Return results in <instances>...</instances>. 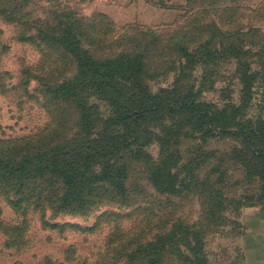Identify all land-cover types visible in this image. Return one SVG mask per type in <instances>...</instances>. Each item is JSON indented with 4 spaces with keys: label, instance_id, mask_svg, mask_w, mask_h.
Wrapping results in <instances>:
<instances>
[{
    "label": "trees",
    "instance_id": "16d2710c",
    "mask_svg": "<svg viewBox=\"0 0 264 264\" xmlns=\"http://www.w3.org/2000/svg\"><path fill=\"white\" fill-rule=\"evenodd\" d=\"M8 4L10 1L0 0V21L16 24L15 42L56 49L72 66L71 74L60 80L35 79L50 131L14 139L10 148L11 141L0 140V197L12 208L26 202L42 212L49 208L55 213H78L103 198L129 206L138 187L135 181L129 183L133 165L141 169L148 187L169 199L200 180L193 172L201 164L181 155V143L194 130L205 140L216 137L232 142L235 158L262 187L260 200H264V117L255 113L253 106L256 89L264 91V44H245L264 41V28L241 33L243 42L239 38L216 47L219 87L214 112L211 104L201 102L206 98L201 90L207 93L209 89L198 82L203 80L204 69L202 74L197 69L211 61L212 51L188 48L186 35L170 49L176 59L167 74L192 82L186 86V94L175 97V87L154 85L155 73L145 59L148 46L113 57H96L84 47L81 33L71 23L33 31L27 24L17 23V9L10 12ZM226 59L232 60L229 67L233 69L228 73L219 68ZM30 77L20 72L17 83L24 86L25 93ZM181 117L187 123L178 121ZM168 130L175 147L164 151L161 142L159 156L151 160L147 147L154 144L160 148ZM22 140L27 142L19 147L15 141ZM111 216L102 214L98 221ZM65 227L50 228L62 231ZM205 239L202 224L191 225L181 219L166 220L147 230L114 228L99 264H213ZM38 264H51V260L45 257Z\"/></svg>",
    "mask_w": 264,
    "mask_h": 264
},
{
    "label": "rangeland",
    "instance_id": "374dc122",
    "mask_svg": "<svg viewBox=\"0 0 264 264\" xmlns=\"http://www.w3.org/2000/svg\"><path fill=\"white\" fill-rule=\"evenodd\" d=\"M6 1H10L6 7L10 12L16 7L17 23H25L33 31L38 27L52 29L71 23L81 33L84 47L96 57H113L148 46L145 59L155 73L154 85L164 89L168 85L175 87V91L172 89L175 97L186 94V86L192 82L173 77V73L167 74L176 59L170 49H174L186 35L184 43L188 48L212 51L211 61L197 69L198 74L204 69L203 80L199 78L198 82L202 81L209 89L207 93L203 92L204 88L201 90L206 96L201 102L211 104L214 112L216 88L219 87L218 83L216 85V47L227 46L239 38L243 42L245 39L241 33L248 34L257 26L264 28V0ZM2 21L0 140L11 141L7 146L10 148L14 139L50 131L42 107L40 86L35 79L60 80L71 74L72 66L56 49H37L30 44L15 42L13 25L16 24L7 25ZM254 42L245 44L247 47L264 44L262 39ZM221 62L224 63L219 68L228 73L232 60ZM20 72L31 76L27 94L23 91L24 86L17 83ZM253 106L254 112L264 117L262 88L256 89ZM178 121L186 122L182 117ZM149 127L147 130H151ZM171 135L170 130L165 133L160 148L154 144L147 147L151 160L155 161L159 156L161 142L164 151L175 147ZM15 142L22 147L27 141ZM181 146L185 160L195 159L201 164L193 172L200 180L196 185L190 183L187 189L169 199L145 184L141 169L136 165H133L129 183L135 181L138 187L129 206L103 198L84 212L55 213L49 208L42 212L26 202L14 209L1 196L0 264H38L45 257L51 260V264H99L107 251V238L114 228L133 226L147 230L172 219L204 226L206 250L213 264H244L241 248L246 233L244 220L264 210V200H260L262 187L244 172L233 154L232 142L216 137L205 140L194 130ZM102 214L114 216L98 221ZM51 225L67 227L58 231L50 228Z\"/></svg>",
    "mask_w": 264,
    "mask_h": 264
},
{
    "label": "crops",
    "instance_id": "0c3cea01",
    "mask_svg": "<svg viewBox=\"0 0 264 264\" xmlns=\"http://www.w3.org/2000/svg\"><path fill=\"white\" fill-rule=\"evenodd\" d=\"M246 233L242 239L244 264H264V210L246 217Z\"/></svg>",
    "mask_w": 264,
    "mask_h": 264
}]
</instances>
